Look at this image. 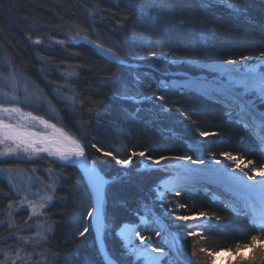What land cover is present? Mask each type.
<instances>
[{
    "label": "trees",
    "instance_id": "obj_1",
    "mask_svg": "<svg viewBox=\"0 0 264 264\" xmlns=\"http://www.w3.org/2000/svg\"><path fill=\"white\" fill-rule=\"evenodd\" d=\"M141 3L148 10L143 14L137 7ZM156 3L174 9L175 14L161 12L157 18L160 9L149 0H0V61L10 60L23 77L39 84L59 109V120L52 122L77 137L83 132L89 158L100 157L101 174L110 181L105 186L102 211L106 216L105 223L111 227L103 241L108 255L119 264H143L134 255L125 254L128 250L121 246L125 242L116 232L125 223L133 226L139 223L137 212L143 214L144 205H152L153 188L163 179V172L145 169L144 159L138 156L128 165L116 164L110 157L91 148V143H97L121 159L131 151H145L153 157L191 156L193 160L205 161L222 160L221 152H232L244 156L245 162L253 160L257 166L264 164V153L238 126L228 121L218 104L164 83L178 72L198 74L186 63L189 60L213 63L239 60L242 55L259 56L264 52V30L261 28L264 3L248 0L249 16L254 23L233 17L227 8L219 5L203 7V0H156ZM129 4L131 7L127 6ZM77 31L104 48L113 49L124 63L108 60L83 40L72 43L69 37ZM134 33H142L150 43H140ZM29 35L33 39L41 38L43 43L33 44ZM57 40L66 43L59 45ZM145 48L157 53L167 52L169 58L147 56L146 51H140ZM137 53L145 59L136 60ZM175 57L189 59H173ZM41 69L46 71L42 73ZM0 71L7 72L8 68L0 67ZM67 71L76 73L67 78V83L84 101L82 108L71 110L56 103L54 88L66 83ZM137 75L141 82L134 84ZM120 92L128 95L139 92L150 99L134 104L117 99ZM156 95L165 96L163 103L171 111L161 109L162 102L155 100ZM137 108L139 112H136ZM46 111L43 108L36 114L45 115ZM45 118L49 117L45 115ZM198 131L218 135L203 138L199 137ZM53 160L46 155L44 159L32 161L12 158L0 167L22 170L14 178L21 189L27 185L29 177L43 178L47 182L45 169L62 172L56 199L45 209L51 226L46 245L51 249L48 259L51 264H103L92 220L79 215L81 212L86 214L92 203L84 176L76 165L61 167L60 162L50 163ZM38 187L42 185L32 186L31 191H37ZM62 197L66 199H60ZM9 198L18 200L10 192L7 180L0 177V220H7L3 212ZM169 199L187 203L193 211L206 210L221 217L219 221L213 220L218 226L205 232L206 239L199 244H195L197 237L187 238L189 251L194 244L196 248L203 246L210 251L234 247L255 234L250 230L247 217L224 209L201 191H183L179 197L169 196ZM155 212L159 214L158 207ZM28 215L26 210L15 214V222L21 229ZM89 224L92 226L88 233L79 236L78 231H83ZM138 230L141 235L154 239L156 247L162 246L150 227L141 225ZM9 231L6 226L0 228V236H7ZM23 234L31 235L28 231ZM12 244V240L7 244L0 242V248ZM251 252V249L244 250L246 256ZM230 255L222 264L234 261V254Z\"/></svg>",
    "mask_w": 264,
    "mask_h": 264
},
{
    "label": "snow or ice",
    "instance_id": "obj_2",
    "mask_svg": "<svg viewBox=\"0 0 264 264\" xmlns=\"http://www.w3.org/2000/svg\"><path fill=\"white\" fill-rule=\"evenodd\" d=\"M149 2L160 9L157 12V18L160 13L174 15L175 10L166 5L156 3V0ZM248 0H203V7H212L219 5L229 10L233 17L248 19L255 22L249 16ZM131 7V5H127ZM139 11L143 14L147 8L143 3L137 5ZM91 14V13H90ZM264 30V22L261 23ZM135 37L140 39V43H150L143 38L142 33H134ZM29 40L35 45H41L42 39L37 37L33 39L31 35ZM51 41V38H49ZM72 43L79 40L85 41L93 48L105 52L111 56L113 61L123 64L124 61L111 48H104L96 40L88 36H81L80 32L69 37ZM59 45H64L65 40L55 41ZM146 51L147 56H162L169 58V53L154 50L141 49ZM77 55H79L77 53ZM136 60H144L145 57L137 53ZM264 58V52L253 58L241 56L239 60H226L220 67L235 66L245 63V74L235 81L232 88L228 91L233 97L236 106L241 109L239 123L247 130H250L259 145V150L264 152V111H257L255 104L244 103L243 96L235 91L236 88H243L245 93H258L259 98L264 102V70L257 64H248L252 60ZM43 60V57L40 58ZM173 59L188 60V57H175ZM0 67H7L8 71H0V165L9 162L12 158L16 160L26 158L29 161L53 157L55 160L50 163L60 162L61 167L68 165H79L89 181V186L93 190V203L91 209L85 213L81 212V217L87 216L96 221L95 228L97 233V242L100 247L103 264H119L111 256L104 254L103 238L108 234L110 225L105 223L106 216L102 211L106 199L105 186L110 181L105 180L101 174L98 163L100 157L90 159L86 146L83 143L84 134L80 137L66 131L64 127H58L53 120H59V109L48 98L44 89L23 77L17 72L10 60L0 61ZM131 67V65H129ZM46 69H41L43 73ZM76 75L74 71H67L65 74L66 83L57 85L54 88V98L63 108L75 110L83 106L84 101L79 99L78 95L71 89L67 83V78ZM141 81L139 76L133 80L134 84ZM55 84V82H51ZM155 100L161 101V109L165 112L171 111L164 105L165 96L156 95ZM117 99L139 104L142 100L150 99L142 97L141 93L128 95L126 92H120ZM26 108H32V111H26ZM46 108L45 115L36 114L40 109ZM92 111V109H89ZM140 109L137 108L136 112ZM179 112L180 109H177ZM184 115L183 112L180 113ZM83 128V123L80 125ZM199 137L207 138L217 133L207 131H198ZM97 153H102L105 157H110L119 165H128L133 157H141L145 161H150L148 167L159 166L153 170L167 172L169 169L177 168L178 164L188 161L193 165L203 167L188 168L181 175L177 172L176 181L169 186V181L162 180L156 183L153 188L152 205H144L143 214L139 211V223L130 225L125 223L116 232L117 236L123 237L126 243L121 246L128 251L125 254L134 255L136 260H143L144 264H216L215 256L219 252L227 251L234 254V261L229 264H264V164L257 166L255 161L247 160L239 154L233 155L232 152H221L225 161L219 159L205 161L204 159L193 160L191 156H164L153 157L145 151H131L130 154L121 159L111 151H105L97 145L91 143ZM22 170L11 167H0V177L7 180L10 192L18 197L13 201L9 198V203L3 214L7 220H0V228L7 227L10 231L7 236H0V242L7 244L12 240L13 244L6 248H0V264H51L49 255L51 249L46 245L49 240L48 233L51 232V226L48 224V213L45 209L49 208L54 199H56L57 187L61 183L63 173L55 169H45L48 177L47 182L43 178L29 177L27 185L21 189L14 181L15 175ZM35 172V169L32 170ZM42 185L37 191L32 192V186ZM183 191H203L211 196L215 201L223 203L226 209L231 210L235 215L246 216L248 218L250 230L255 234L250 235L245 243H236L234 247L222 248L218 251H210L201 246L195 247L201 240L206 239L204 233L211 231L215 225L213 220L219 221L221 217L216 213H209L206 210L193 211L187 203H181L177 199H169V196L179 197ZM31 197V198H30ZM60 199H66L62 197ZM159 208V214L155 212ZM28 211L29 215L25 219L23 229L15 222V214L20 211ZM43 218V219H41ZM32 221L33 223H29ZM155 227L158 229L155 235L161 237L164 246L152 247L151 237L141 235L140 226ZM92 225L84 227L83 231H78V235L83 237L88 233ZM33 228L35 231L33 232ZM24 231L31 235L25 236ZM132 235L139 237L140 243L132 245ZM189 237H197L191 251L188 248ZM245 249H251L249 255L244 254ZM204 254V258H201Z\"/></svg>",
    "mask_w": 264,
    "mask_h": 264
},
{
    "label": "rangeland",
    "instance_id": "obj_3",
    "mask_svg": "<svg viewBox=\"0 0 264 264\" xmlns=\"http://www.w3.org/2000/svg\"><path fill=\"white\" fill-rule=\"evenodd\" d=\"M262 3H264V0H260ZM101 54V52H99ZM105 53V52H104ZM108 60H111V56L107 53H105ZM176 63V62H173ZM181 63V62H178ZM189 67H191L193 70L198 72V74H191V73H177L171 76L169 81H164V83H168V85L172 88H183L185 91L192 92L200 97H202L204 100L214 102L215 104H218L221 109L226 113V117L228 118L229 122L234 123L238 128L243 132L246 137L249 138V140L252 141L253 144L258 146V142L254 138L253 133L250 130L245 129L240 123L239 119L236 117V112L241 111L239 107L236 106V103L233 101V97L228 91L230 88L233 87L235 81L239 80L244 74H245V63L237 64L235 66H227L225 65L223 68L220 67V65H223L224 62H213V63H199L195 61H186ZM248 64H257L260 66L261 70H264V58H261L260 60H254L251 62H247ZM200 72V73H199ZM198 84V85H197ZM221 93H219V92ZM235 91L239 92L243 96V101L241 102V105L244 103H247L249 105L255 104L256 110L257 111H264V102H262L261 98H259L258 93L255 92H247L245 93L243 88H236ZM219 94H226L229 95L228 100H225L223 97H219ZM230 103L234 104L232 107H230ZM262 152V151H261ZM264 153V152H262ZM46 155V154H45ZM53 158V157H51ZM55 159V158H53ZM212 159H208L206 161H212ZM143 166L145 169H150L148 167L149 164H151L150 161H145ZM224 163H231L229 161H225L224 159L221 160ZM193 165L188 161H184L181 164H178L177 168L174 169H169L167 172H163V179L162 180H173L174 178L177 177V172H181L182 167L184 165ZM183 165V166H182ZM198 166L199 165H194ZM159 166H152V170L157 168ZM203 167V166H201ZM161 180V181H162ZM191 192H196V191H191ZM203 192V191H201ZM205 193V192H203ZM207 194V193H205ZM209 195V194H208ZM210 196V195H209ZM215 201V200H214ZM218 204L222 205L224 209H226L220 201H216ZM92 205V203H91ZM228 211H231L229 209H226ZM246 217V216H244ZM88 219H91L90 217H87ZM93 224V220H92ZM131 225V224H130ZM94 226V225H93ZM144 226V225H143ZM145 227V226H144ZM152 231L156 232L158 229L155 227H151ZM123 241V237H120ZM132 245H129V247H132L133 245H138L140 243L139 237H136L132 235ZM155 239H160L162 246L163 240L161 237H158L155 235ZM125 242V241H124ZM126 243V242H125ZM151 246L156 247V243L154 239H151ZM158 246V245H157ZM248 252H245L247 254ZM231 255L227 252H222L216 257V264H222L223 261L230 257ZM144 264V261L141 259L139 260Z\"/></svg>",
    "mask_w": 264,
    "mask_h": 264
},
{
    "label": "bare ground",
    "instance_id": "obj_4",
    "mask_svg": "<svg viewBox=\"0 0 264 264\" xmlns=\"http://www.w3.org/2000/svg\"><path fill=\"white\" fill-rule=\"evenodd\" d=\"M99 51V50H98ZM99 52H101V54L102 55H104V56H106L105 55V53L104 52H102V51H99ZM198 85V84H197ZM219 92V91H218ZM219 93H221V92H219ZM219 97H223L225 100H228V97H229V95H226V94H219ZM212 103H214V102H212ZM234 104H232V103H230V107H232ZM240 115H241V111H237L236 112V117H237V119H240ZM81 170H82V172H83V174H84V176H85V178H86V175H85V173H84V171H83V169L79 166V165H77ZM183 166V165H182ZM201 167V166H200ZM188 168H198V166H194V165H184L183 167H182V170H181V172H180V174L181 175H183L184 174V170L185 169H188ZM86 181H87V184H88V187H89V189H90V192H91V194H92V196L94 195V193H93V190L90 188V186H89V181L87 180V178H86ZM175 181H176V178H174L173 180H170L169 181V186H171L172 184H174L175 183ZM92 203H93V200H92ZM93 220V225H94V228H95V224H96V221L94 220V219H92ZM95 231H96V228H95ZM96 236H97V233H96ZM103 252H104V254H106V252H105V250L103 249ZM107 255V254H106Z\"/></svg>",
    "mask_w": 264,
    "mask_h": 264
},
{
    "label": "water",
    "instance_id": "obj_5",
    "mask_svg": "<svg viewBox=\"0 0 264 264\" xmlns=\"http://www.w3.org/2000/svg\"><path fill=\"white\" fill-rule=\"evenodd\" d=\"M79 169H80V168H79ZM80 170H81V169H80ZM81 172H82V170H81ZM82 173H83V172H82ZM83 175H84V174H83ZM84 178H85V176H84ZM85 182H86V184H87L86 178H85ZM87 185H88V184H87ZM99 248H100V247H99ZM104 250H105L106 254L108 255L105 246H104Z\"/></svg>",
    "mask_w": 264,
    "mask_h": 264
}]
</instances>
